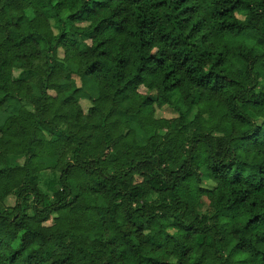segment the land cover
Masks as SVG:
<instances>
[{
	"label": "trees",
	"instance_id": "trees-1",
	"mask_svg": "<svg viewBox=\"0 0 264 264\" xmlns=\"http://www.w3.org/2000/svg\"><path fill=\"white\" fill-rule=\"evenodd\" d=\"M263 82L264 0H0V264H264Z\"/></svg>",
	"mask_w": 264,
	"mask_h": 264
},
{
	"label": "rangeland",
	"instance_id": "rangeland-1",
	"mask_svg": "<svg viewBox=\"0 0 264 264\" xmlns=\"http://www.w3.org/2000/svg\"><path fill=\"white\" fill-rule=\"evenodd\" d=\"M12 78L17 80V79H24V80H28V74L26 72H21L20 70H13L12 72ZM264 85V82L262 83ZM76 85L77 86H81L82 84L79 82L78 79H76ZM154 92L150 93L151 98H154ZM98 95V90L96 85L88 80L85 79L84 81V87L83 90L80 92L79 96H78V103L82 108V111L85 114L89 113V110L92 106V101L94 99L97 98ZM23 106L27 109V110H33V107L27 103H23ZM178 115L177 113L170 107L168 106H164L162 108H155V112H154V118L155 119H173L176 118ZM4 117L0 116V125L3 122ZM131 126L132 129L136 132V141L137 144H139L140 146L145 145L146 143V136L145 134L139 130L137 124L135 122H131ZM5 161L9 166H16V165H22L24 162V157H15V156H5ZM140 178L135 177V183L140 182ZM202 184L204 187L206 188H211L212 189V185L206 180L205 177L202 178ZM154 197V196H153ZM171 234H174L175 231L173 229H170L168 231Z\"/></svg>",
	"mask_w": 264,
	"mask_h": 264
}]
</instances>
